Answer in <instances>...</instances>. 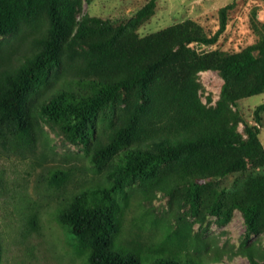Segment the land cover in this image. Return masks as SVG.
Wrapping results in <instances>:
<instances>
[{
	"label": "trees",
	"instance_id": "trees-1",
	"mask_svg": "<svg viewBox=\"0 0 264 264\" xmlns=\"http://www.w3.org/2000/svg\"><path fill=\"white\" fill-rule=\"evenodd\" d=\"M233 6L220 9L211 34L187 19L141 36L131 21L116 25L82 13V0H0V153L31 156L32 164L44 166L56 154L55 136L83 147L102 178L61 196L78 168L47 165L37 188L59 195L56 219L88 264L223 262L224 252L190 228L187 237L175 230L180 243L172 251L118 246L119 199L128 196V187L141 223L156 222L153 201L162 193L191 206L201 223L210 212L224 223L237 208L245 238L259 231L264 174L251 178L242 194L206 191L214 179L264 166L261 129L246 123L239 132L233 109L238 100L264 93V22L254 11L258 39L240 51L196 48L218 42ZM208 70L224 81L215 104L201 97L199 75ZM262 111L264 102L254 111L258 124ZM39 220L32 212L26 230L38 232ZM1 250L0 243V258ZM235 253L264 264V251L253 244Z\"/></svg>",
	"mask_w": 264,
	"mask_h": 264
},
{
	"label": "rangeland",
	"instance_id": "rangeland-1",
	"mask_svg": "<svg viewBox=\"0 0 264 264\" xmlns=\"http://www.w3.org/2000/svg\"><path fill=\"white\" fill-rule=\"evenodd\" d=\"M151 1L154 2L152 8L141 14L140 10ZM233 2L227 29L218 42L214 45H196V48L199 53L215 48L236 52L257 41L258 34L253 29L252 15L255 11L258 19L264 22V0H82V13L110 19L116 25L131 21L141 36L187 19L197 21L211 34L219 27L220 9ZM199 76L203 85L202 101L207 102L210 97L215 104L221 96L223 79L213 70L203 71ZM263 102L264 93H261L238 100L233 109L241 120L237 126L238 131L242 132L246 123L258 126L261 129L259 138L264 145V111L259 124L254 116L255 109ZM104 129L105 124L99 118L98 134H102ZM55 141L56 154L51 155L44 166L32 164L31 156L0 153V264H88L86 258L77 252L76 240L56 219L54 205L59 195L49 192L50 195L47 196L39 192L37 184L47 165L53 168H78L76 177L67 183L61 196L68 195L71 191H80L86 181L99 179L101 175L92 170L82 146L69 143L63 136H55ZM260 174H264V166H248L242 172L214 179L212 186H207L206 191L208 194L221 191H238L242 194L249 180ZM127 193V197L119 199L121 205L117 216L122 220V225L116 238L118 246L143 249L145 253L159 246L172 251L180 243L177 239L180 233L177 232L182 229V235L187 237L184 230L190 228L192 235L198 234L207 245L216 246L224 252L223 262L217 264H251L247 257L235 253L248 245L253 244L264 251V210L259 231L247 239L244 236L245 219L237 208L232 210L229 219L224 223H220L219 216L211 212L205 215L206 220L201 223L197 212L194 213L191 206L177 201L171 202L169 197L158 193L153 201L156 222L141 223L136 219V212L130 208L131 203L134 205V191L128 187ZM36 211L40 227L38 232L31 233L26 230L27 219ZM171 228L174 229L173 232H170Z\"/></svg>",
	"mask_w": 264,
	"mask_h": 264
}]
</instances>
